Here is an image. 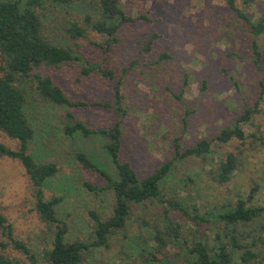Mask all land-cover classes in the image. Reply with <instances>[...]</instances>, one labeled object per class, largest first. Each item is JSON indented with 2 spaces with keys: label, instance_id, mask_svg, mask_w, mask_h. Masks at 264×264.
Returning a JSON list of instances; mask_svg holds the SVG:
<instances>
[{
  "label": "rangeland",
  "instance_id": "1",
  "mask_svg": "<svg viewBox=\"0 0 264 264\" xmlns=\"http://www.w3.org/2000/svg\"><path fill=\"white\" fill-rule=\"evenodd\" d=\"M236 4L253 21L264 20V0H251L248 4L236 0ZM124 6L134 15L149 10L154 21L122 28L117 34L120 41L103 57V66L113 70L116 78H123L129 111L124 121L121 158L129 161L141 178L164 161H172V169L161 187L170 195L182 197L186 203H197L202 210L223 204L229 197H247L256 184L259 190L254 200L263 205L264 96L258 105L256 103L264 72L253 61L256 55L251 27L223 0H124ZM65 11L80 17L90 13L92 8L78 1L73 6L49 8L42 15L47 36L59 44L68 42L59 17ZM155 32L159 37L152 49L144 50L145 41ZM90 36L92 40L105 42L95 33ZM257 40L264 70V33ZM82 42V49L91 59L102 55L101 48ZM163 52L170 57L163 58ZM135 61L138 68L121 76L122 69ZM52 73L72 98L92 102L112 99L114 83L97 71L85 75L82 66L73 63ZM246 108L257 110L244 123L245 140L235 138L218 144L215 137L223 128L234 124ZM27 111L36 128L32 153L38 160L56 159L61 168L45 183V194L47 197L63 195L58 215L68 222L70 235H87L89 210L110 215L114 195L111 189L96 194L85 187V181L106 182L82 169L74 159V152L76 149L86 152L117 177V168L103 146L106 139L100 135H66L62 125L66 107L32 99ZM76 115L94 128L107 127L116 117L113 111L100 106L77 110ZM203 138L212 141L208 159L173 158L175 139L185 149ZM0 143L16 147V142L3 133H0ZM228 152L238 154L241 166L233 178L222 185L213 180L210 166ZM0 203L15 234L42 248L44 242L39 232L44 224L35 211L30 178L18 160L4 155H0ZM124 250V242L114 239L110 249L92 250L86 264H104L124 258ZM25 264L29 263L25 261Z\"/></svg>",
  "mask_w": 264,
  "mask_h": 264
},
{
  "label": "trees",
  "instance_id": "2",
  "mask_svg": "<svg viewBox=\"0 0 264 264\" xmlns=\"http://www.w3.org/2000/svg\"><path fill=\"white\" fill-rule=\"evenodd\" d=\"M78 1L89 5L92 11L80 17L70 11L61 13L60 24L68 42L52 41L46 34L42 15L49 8L73 6ZM223 1L236 9L251 27L256 55L253 61L264 72L257 40L264 33V20L253 21L237 7L236 0ZM250 2L244 0L245 4ZM142 3L138 4L140 10ZM148 12L139 11L134 15L127 11L124 0H0V133L16 142V147L0 143V155L18 160L25 168L33 186L35 211L44 224L39 232V238L44 242L41 248L15 234L0 203V264H25V261L29 264H86L92 250L98 247L110 249L114 239L124 242L126 256L104 264H264V204L254 200L258 184L252 186L247 197H229L223 204L202 210L197 203H186L182 197L170 195L161 187L172 169V161H164L141 178L132 164L121 158L124 121L129 111L123 78H116L113 70L103 66V57L114 43L120 41L117 34L122 28L152 23L154 19ZM91 33L102 36L105 42L90 39ZM157 37L158 33H153L145 41L144 50H151ZM82 41L101 48L102 55L91 59L82 49ZM162 57L169 58L170 54L163 52ZM73 63L81 65L85 75L97 71L111 80L114 83L112 99L92 102L70 97L52 70ZM138 65L137 61L133 62L122 69L120 75L137 69ZM260 87L256 105L263 99L264 82ZM32 99L66 107L62 116L66 135H100L106 139L103 146L117 168V177L86 152L78 149L74 152V159L82 169L106 182L85 181V187L96 194L111 189L114 195L110 215L89 210L87 235H70L68 222L58 215L63 195L47 197L45 194V183L61 168L56 159L38 160L31 151L36 128L27 105ZM98 106L116 115L107 127H90L76 115L77 110ZM256 110L246 108L234 124L223 128L215 137L218 144L235 138L245 140L244 123ZM211 144V140L203 138L194 146L182 149L179 140L175 139L173 158L182 160L189 156L205 161ZM211 165L213 180L223 185L233 178L241 160L238 154L228 152Z\"/></svg>",
  "mask_w": 264,
  "mask_h": 264
}]
</instances>
